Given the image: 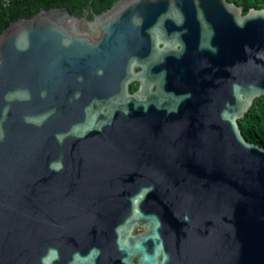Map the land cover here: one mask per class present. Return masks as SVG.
<instances>
[{
  "label": "water",
  "instance_id": "water-1",
  "mask_svg": "<svg viewBox=\"0 0 264 264\" xmlns=\"http://www.w3.org/2000/svg\"><path fill=\"white\" fill-rule=\"evenodd\" d=\"M261 95L264 7L115 0L10 21L0 264H264V147L238 124Z\"/></svg>",
  "mask_w": 264,
  "mask_h": 264
},
{
  "label": "trees",
  "instance_id": "trees-1",
  "mask_svg": "<svg viewBox=\"0 0 264 264\" xmlns=\"http://www.w3.org/2000/svg\"><path fill=\"white\" fill-rule=\"evenodd\" d=\"M115 0H0V32L10 21L19 17H29L41 8L60 7L77 16L87 13L91 19L94 14L107 9ZM242 6L246 12L249 7H264V0H229ZM136 83L130 85L134 90ZM244 137L264 147V95L256 97L248 111L238 119Z\"/></svg>",
  "mask_w": 264,
  "mask_h": 264
},
{
  "label": "clouds",
  "instance_id": "clouds-1",
  "mask_svg": "<svg viewBox=\"0 0 264 264\" xmlns=\"http://www.w3.org/2000/svg\"><path fill=\"white\" fill-rule=\"evenodd\" d=\"M50 167L54 171H60V170H62L63 165L61 163H56L55 165H50Z\"/></svg>",
  "mask_w": 264,
  "mask_h": 264
},
{
  "label": "flooded vegetation",
  "instance_id": "flooded-vegetation-1",
  "mask_svg": "<svg viewBox=\"0 0 264 264\" xmlns=\"http://www.w3.org/2000/svg\"><path fill=\"white\" fill-rule=\"evenodd\" d=\"M142 230H143L142 227H138V228L135 229L136 232H140V231H142ZM134 260L136 261V259H134Z\"/></svg>",
  "mask_w": 264,
  "mask_h": 264
},
{
  "label": "built area",
  "instance_id": "built-area-1",
  "mask_svg": "<svg viewBox=\"0 0 264 264\" xmlns=\"http://www.w3.org/2000/svg\"><path fill=\"white\" fill-rule=\"evenodd\" d=\"M4 2H7L8 0H3Z\"/></svg>",
  "mask_w": 264,
  "mask_h": 264
}]
</instances>
